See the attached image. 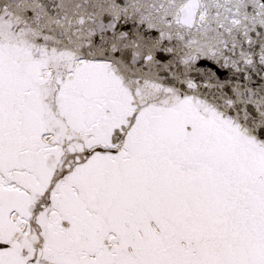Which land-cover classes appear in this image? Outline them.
<instances>
[{"label":"snow or ice","instance_id":"snow-or-ice-1","mask_svg":"<svg viewBox=\"0 0 264 264\" xmlns=\"http://www.w3.org/2000/svg\"><path fill=\"white\" fill-rule=\"evenodd\" d=\"M0 264H264V0H0Z\"/></svg>","mask_w":264,"mask_h":264}]
</instances>
